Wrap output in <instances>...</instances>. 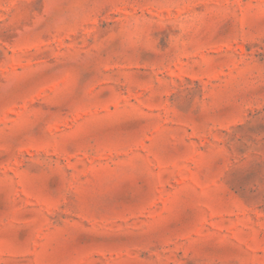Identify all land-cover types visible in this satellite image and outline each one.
Instances as JSON below:
<instances>
[{
    "label": "rangeland",
    "instance_id": "1",
    "mask_svg": "<svg viewBox=\"0 0 264 264\" xmlns=\"http://www.w3.org/2000/svg\"><path fill=\"white\" fill-rule=\"evenodd\" d=\"M0 264H264V0H0Z\"/></svg>",
    "mask_w": 264,
    "mask_h": 264
}]
</instances>
